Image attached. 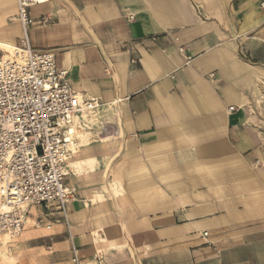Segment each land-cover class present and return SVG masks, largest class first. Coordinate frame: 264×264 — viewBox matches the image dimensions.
<instances>
[{
  "label": "crops",
  "instance_id": "1",
  "mask_svg": "<svg viewBox=\"0 0 264 264\" xmlns=\"http://www.w3.org/2000/svg\"><path fill=\"white\" fill-rule=\"evenodd\" d=\"M263 2L30 8L32 48L101 107L73 127V201L29 206L22 231L0 235V264H72L74 251L82 264H264ZM16 14L0 0L12 48Z\"/></svg>",
  "mask_w": 264,
  "mask_h": 264
},
{
  "label": "built area",
  "instance_id": "2",
  "mask_svg": "<svg viewBox=\"0 0 264 264\" xmlns=\"http://www.w3.org/2000/svg\"><path fill=\"white\" fill-rule=\"evenodd\" d=\"M42 3L16 0L23 36L0 59V235L12 237L22 231L29 206L56 205L64 213L73 201L64 184L73 127L86 128L101 107L98 98L72 89L51 52L32 48L29 10ZM71 263L82 264L75 251Z\"/></svg>",
  "mask_w": 264,
  "mask_h": 264
},
{
  "label": "bare ground",
  "instance_id": "3",
  "mask_svg": "<svg viewBox=\"0 0 264 264\" xmlns=\"http://www.w3.org/2000/svg\"><path fill=\"white\" fill-rule=\"evenodd\" d=\"M0 46L3 48L4 51H10L12 50V46L9 44H5V43H0ZM75 133V132H74Z\"/></svg>",
  "mask_w": 264,
  "mask_h": 264
},
{
  "label": "rangeland",
  "instance_id": "4",
  "mask_svg": "<svg viewBox=\"0 0 264 264\" xmlns=\"http://www.w3.org/2000/svg\"><path fill=\"white\" fill-rule=\"evenodd\" d=\"M1 49H3L1 46H0Z\"/></svg>",
  "mask_w": 264,
  "mask_h": 264
}]
</instances>
